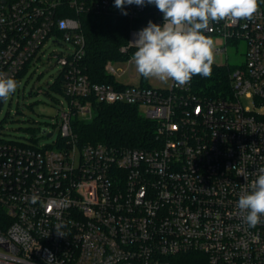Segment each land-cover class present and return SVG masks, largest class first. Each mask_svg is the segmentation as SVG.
Listing matches in <instances>:
<instances>
[{
  "label": "built area",
  "instance_id": "2783aa9c",
  "mask_svg": "<svg viewBox=\"0 0 264 264\" xmlns=\"http://www.w3.org/2000/svg\"><path fill=\"white\" fill-rule=\"evenodd\" d=\"M124 11L114 0H0V73L18 82L52 40L67 50L52 57L68 100L53 146L0 139V264H264V224L249 228L236 208L264 167V10L204 32L221 42L216 53L247 43L217 97L195 76L182 87L117 82L114 63L133 62L139 30L163 24L154 4ZM90 13L133 25L124 58L105 66L115 83H94L83 64ZM96 103L137 106L155 124L153 145L82 144L73 116L92 120Z\"/></svg>",
  "mask_w": 264,
  "mask_h": 264
},
{
  "label": "clouds",
  "instance_id": "9594fccd",
  "mask_svg": "<svg viewBox=\"0 0 264 264\" xmlns=\"http://www.w3.org/2000/svg\"><path fill=\"white\" fill-rule=\"evenodd\" d=\"M155 5L163 13V24L149 21L130 44L135 51L132 61L145 78L173 81L182 87L194 76L210 77L214 62V41L204 34L210 22L251 20L258 11V0H114L124 15L125 5ZM17 81L0 73V100L15 93ZM30 202H42L34 194ZM238 215L249 227L264 224V167L243 190L236 204ZM50 257L46 264H51Z\"/></svg>",
  "mask_w": 264,
  "mask_h": 264
},
{
  "label": "trees",
  "instance_id": "16d2710c",
  "mask_svg": "<svg viewBox=\"0 0 264 264\" xmlns=\"http://www.w3.org/2000/svg\"><path fill=\"white\" fill-rule=\"evenodd\" d=\"M264 10V0H258ZM83 19L86 36L84 66L94 83H115L105 66L108 61L124 58L121 47L128 43L132 23L112 14H85ZM230 68L212 65L210 77L195 76L194 85L203 95H225L230 88ZM64 77L60 73L51 87L65 95ZM95 116L90 121L76 117L73 128L82 144L104 143L112 146L146 148L153 145L155 124L145 118L137 106L127 104H95Z\"/></svg>",
  "mask_w": 264,
  "mask_h": 264
},
{
  "label": "rangeland",
  "instance_id": "374dc122",
  "mask_svg": "<svg viewBox=\"0 0 264 264\" xmlns=\"http://www.w3.org/2000/svg\"><path fill=\"white\" fill-rule=\"evenodd\" d=\"M214 41V48L222 45L220 41ZM227 46V54L213 51L214 62L212 65L224 67L230 65L232 68L240 67L246 62L247 43L230 42ZM67 52L64 46L54 44L52 40L47 47L40 52L39 57L31 61L27 70L17 82L15 93L3 101L0 113V139L25 144L39 145L40 147L53 146L60 141L62 133L60 128L62 116V102L64 110L67 111L68 100L66 96L51 86L54 85L61 70V65L56 64L52 57L54 52ZM109 62V61H108ZM107 62V63H108ZM117 70L115 80L119 83L140 84L141 74L136 70L134 62L119 61L114 63ZM151 86L168 88L171 84L161 82L154 77H149L147 82ZM245 105L250 104L242 97ZM76 116H73L74 120ZM53 133L48 137L43 134Z\"/></svg>",
  "mask_w": 264,
  "mask_h": 264
},
{
  "label": "water",
  "instance_id": "95a60500",
  "mask_svg": "<svg viewBox=\"0 0 264 264\" xmlns=\"http://www.w3.org/2000/svg\"><path fill=\"white\" fill-rule=\"evenodd\" d=\"M46 133H47V129H43V134H46ZM47 136L52 137L53 133H47Z\"/></svg>",
  "mask_w": 264,
  "mask_h": 264
}]
</instances>
